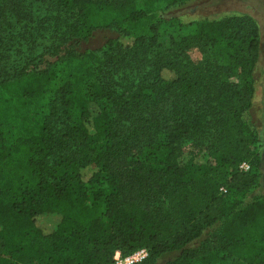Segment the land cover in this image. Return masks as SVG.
<instances>
[{"label":"trees","instance_id":"obj_1","mask_svg":"<svg viewBox=\"0 0 264 264\" xmlns=\"http://www.w3.org/2000/svg\"><path fill=\"white\" fill-rule=\"evenodd\" d=\"M194 1L0 0V264H264L259 27L162 14Z\"/></svg>","mask_w":264,"mask_h":264},{"label":"rangeland","instance_id":"obj_2","mask_svg":"<svg viewBox=\"0 0 264 264\" xmlns=\"http://www.w3.org/2000/svg\"><path fill=\"white\" fill-rule=\"evenodd\" d=\"M145 0H137L138 7H142ZM248 14L252 16L259 27L260 32V58L254 71L255 78V94L253 98V106L251 109L252 122L257 128L261 149L264 155V0H197L185 5L181 9L170 8L162 14L165 18L177 17L182 23H188L199 19H219L231 14ZM171 30L163 27L160 31L159 41L163 47L169 44ZM109 37L108 33L98 31L93 38L85 45L83 50L97 51ZM187 61L195 65L204 62H215L217 57L214 51L208 50L206 47H195L191 49L187 55ZM52 61V58L49 59ZM141 63L136 58H127L118 71V79H121V85L124 88L133 87L138 81V73L141 70ZM141 76V75H140ZM233 79V78H232ZM197 149L193 147L191 141H188L182 146V157H186L190 153H194ZM91 170L86 172L89 176ZM264 161L262 164L261 185L258 187L255 194L264 192ZM159 199L161 202V197ZM44 226H49L48 223H43Z\"/></svg>","mask_w":264,"mask_h":264},{"label":"built area","instance_id":"obj_3","mask_svg":"<svg viewBox=\"0 0 264 264\" xmlns=\"http://www.w3.org/2000/svg\"><path fill=\"white\" fill-rule=\"evenodd\" d=\"M242 171L249 170V165L247 163H242L240 165ZM148 255V251L145 248H140L133 253L123 256L120 252H115L111 264H136L144 260Z\"/></svg>","mask_w":264,"mask_h":264}]
</instances>
